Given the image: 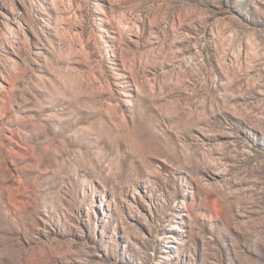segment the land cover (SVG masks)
Returning <instances> with one entry per match:
<instances>
[{"label": "rangeland", "instance_id": "obj_1", "mask_svg": "<svg viewBox=\"0 0 264 264\" xmlns=\"http://www.w3.org/2000/svg\"><path fill=\"white\" fill-rule=\"evenodd\" d=\"M0 264H264V0H0Z\"/></svg>", "mask_w": 264, "mask_h": 264}]
</instances>
